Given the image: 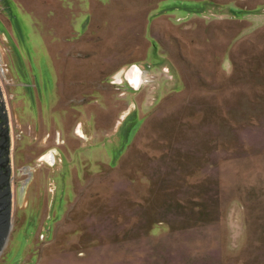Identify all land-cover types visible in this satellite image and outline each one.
Segmentation results:
<instances>
[{
  "label": "rangeland",
  "instance_id": "374dc122",
  "mask_svg": "<svg viewBox=\"0 0 264 264\" xmlns=\"http://www.w3.org/2000/svg\"><path fill=\"white\" fill-rule=\"evenodd\" d=\"M0 77V264H264V0H0Z\"/></svg>",
  "mask_w": 264,
  "mask_h": 264
},
{
  "label": "water",
  "instance_id": "95a60500",
  "mask_svg": "<svg viewBox=\"0 0 264 264\" xmlns=\"http://www.w3.org/2000/svg\"><path fill=\"white\" fill-rule=\"evenodd\" d=\"M13 209V130L5 85L0 77V254L7 242Z\"/></svg>",
  "mask_w": 264,
  "mask_h": 264
},
{
  "label": "bare ground",
  "instance_id": "6f19581e",
  "mask_svg": "<svg viewBox=\"0 0 264 264\" xmlns=\"http://www.w3.org/2000/svg\"><path fill=\"white\" fill-rule=\"evenodd\" d=\"M136 79V78H135Z\"/></svg>",
  "mask_w": 264,
  "mask_h": 264
}]
</instances>
